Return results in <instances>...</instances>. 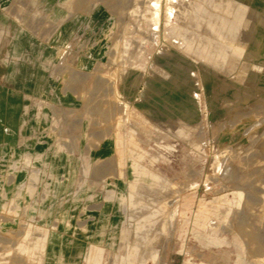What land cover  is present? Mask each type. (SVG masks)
Wrapping results in <instances>:
<instances>
[{
  "label": "rangeland",
  "instance_id": "374dc122",
  "mask_svg": "<svg viewBox=\"0 0 264 264\" xmlns=\"http://www.w3.org/2000/svg\"><path fill=\"white\" fill-rule=\"evenodd\" d=\"M0 8L19 15L5 36L15 46H0L17 84L52 75V94L25 114L40 110L78 154L52 160L68 174L54 226L79 237L60 264H264V0ZM172 76L186 92L180 115L124 95L144 78L156 93ZM1 219L0 264H46L44 221Z\"/></svg>",
  "mask_w": 264,
  "mask_h": 264
},
{
  "label": "crops",
  "instance_id": "0c3cea01",
  "mask_svg": "<svg viewBox=\"0 0 264 264\" xmlns=\"http://www.w3.org/2000/svg\"><path fill=\"white\" fill-rule=\"evenodd\" d=\"M0 16L2 20L0 46L14 47L15 42L9 43V40L5 42V36L11 30L14 36L15 32L19 31V15L14 8L7 10L0 8ZM238 27L235 30L238 31ZM252 30L254 26L253 29H249ZM0 65L2 66L0 67V113H12L11 119L0 117V223H4L1 218L5 214L9 215L13 223L24 215L32 222L44 221L49 232L45 262L60 264L69 253L75 252L74 246L69 244V241L79 237L73 235L75 232L54 226L56 219L53 217L54 205L68 204V199L63 194L68 174L62 171L58 173V164L54 165L52 160L65 161L60 163L61 167H65L66 161L78 154L69 152L67 145L63 143L64 137L53 130L52 122L40 118L38 112L40 110L34 114H25L29 111V106L38 103L33 98L44 101L52 94L49 83L52 75L41 71L33 75L30 73L27 79L33 87L21 89L17 84L21 79L19 69L15 68L18 66L17 62L13 61L6 66L0 61ZM171 79L161 80L160 84L158 83L160 87L155 93L144 78L138 87L127 93L124 92V95L131 96V101L140 99L148 110L153 102L152 106L158 111L163 110L162 113L170 110L173 114L180 115L182 110L180 97L186 92L180 91L179 81L176 78L172 76ZM108 155L107 158H116L117 153L109 152ZM98 157L101 158L100 154ZM40 193H43L44 197H40ZM63 223L70 225V221Z\"/></svg>",
  "mask_w": 264,
  "mask_h": 264
},
{
  "label": "bare ground",
  "instance_id": "6f19581e",
  "mask_svg": "<svg viewBox=\"0 0 264 264\" xmlns=\"http://www.w3.org/2000/svg\"><path fill=\"white\" fill-rule=\"evenodd\" d=\"M263 230V229H262ZM258 231V230H257ZM261 234V233H260ZM263 235V234H262ZM264 236V235H263ZM260 238V237H259ZM263 245V244H262Z\"/></svg>",
  "mask_w": 264,
  "mask_h": 264
}]
</instances>
